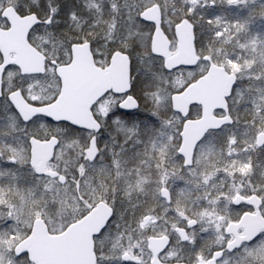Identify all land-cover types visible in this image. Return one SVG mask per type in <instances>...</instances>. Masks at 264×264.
Here are the masks:
<instances>
[{"label": "snow or ice", "instance_id": "obj_1", "mask_svg": "<svg viewBox=\"0 0 264 264\" xmlns=\"http://www.w3.org/2000/svg\"><path fill=\"white\" fill-rule=\"evenodd\" d=\"M0 264H264V0H0Z\"/></svg>", "mask_w": 264, "mask_h": 264}]
</instances>
